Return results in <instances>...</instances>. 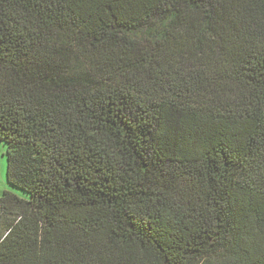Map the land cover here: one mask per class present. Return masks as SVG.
I'll return each mask as SVG.
<instances>
[{
    "label": "trees",
    "instance_id": "obj_1",
    "mask_svg": "<svg viewBox=\"0 0 264 264\" xmlns=\"http://www.w3.org/2000/svg\"><path fill=\"white\" fill-rule=\"evenodd\" d=\"M0 264H264V0H0Z\"/></svg>",
    "mask_w": 264,
    "mask_h": 264
},
{
    "label": "rangeland",
    "instance_id": "obj_2",
    "mask_svg": "<svg viewBox=\"0 0 264 264\" xmlns=\"http://www.w3.org/2000/svg\"><path fill=\"white\" fill-rule=\"evenodd\" d=\"M6 151L7 146L0 142V197L4 191H12L15 194H23L17 189H14L7 183L6 171H7V161H6Z\"/></svg>",
    "mask_w": 264,
    "mask_h": 264
}]
</instances>
